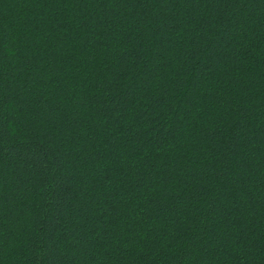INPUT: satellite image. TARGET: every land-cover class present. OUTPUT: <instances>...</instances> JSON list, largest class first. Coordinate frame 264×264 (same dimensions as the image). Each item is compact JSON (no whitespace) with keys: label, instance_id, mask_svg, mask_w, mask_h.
Listing matches in <instances>:
<instances>
[{"label":"trees","instance_id":"16d2710c","mask_svg":"<svg viewBox=\"0 0 264 264\" xmlns=\"http://www.w3.org/2000/svg\"><path fill=\"white\" fill-rule=\"evenodd\" d=\"M0 264H264V0H0Z\"/></svg>","mask_w":264,"mask_h":264}]
</instances>
